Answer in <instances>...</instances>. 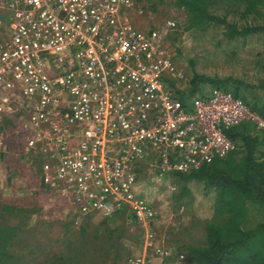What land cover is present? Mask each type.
<instances>
[{
	"label": "built area",
	"instance_id": "1",
	"mask_svg": "<svg viewBox=\"0 0 264 264\" xmlns=\"http://www.w3.org/2000/svg\"><path fill=\"white\" fill-rule=\"evenodd\" d=\"M134 3L0 0V152L12 117L28 151L43 158L45 184L68 195L81 218L125 212L139 229L141 245L125 264H184L138 192L141 165L160 182L198 170L236 150L228 127L250 120L264 135V117L218 87L186 110L179 24L138 28Z\"/></svg>",
	"mask_w": 264,
	"mask_h": 264
},
{
	"label": "rangeland",
	"instance_id": "2",
	"mask_svg": "<svg viewBox=\"0 0 264 264\" xmlns=\"http://www.w3.org/2000/svg\"><path fill=\"white\" fill-rule=\"evenodd\" d=\"M174 1L136 0L128 14L141 29L159 21L177 20L181 33L174 38V45L177 62L188 79L184 89L195 73L233 77L256 86L251 92L257 93V100L264 104V33L227 41L222 24L188 29L187 13ZM232 5L230 0H218L214 12L225 16L236 9ZM4 17L8 21L12 15ZM2 32L8 35L6 28ZM7 118L2 127L6 146L0 152V224L21 225L8 245L19 258L17 264H51L56 256L63 260L58 264H125L141 245L139 229L128 225L125 212L110 218H81L68 195L52 191L45 184L43 158L28 151L21 134L15 131L17 120ZM146 168L142 164L139 169L138 192L158 212L156 229L164 243L173 246L176 254H186L191 245L206 244L205 224L215 217L213 190L194 181L189 183L191 196L179 198L182 182L175 174L160 182ZM17 207L29 211V217L19 216Z\"/></svg>",
	"mask_w": 264,
	"mask_h": 264
},
{
	"label": "trees",
	"instance_id": "3",
	"mask_svg": "<svg viewBox=\"0 0 264 264\" xmlns=\"http://www.w3.org/2000/svg\"><path fill=\"white\" fill-rule=\"evenodd\" d=\"M217 3L218 0L174 1L175 6L187 13L188 29L222 24V35L227 41L264 33V0H230L233 3L230 7L236 9H230L225 16L214 12ZM206 85L211 89L220 87L232 91L252 111L264 117V104L257 100V93L251 92L256 86L233 77L197 73L189 87L179 93L186 110H191L195 93L205 94L211 90ZM248 92L250 94L246 95ZM255 125L247 120L226 129L236 143V150L226 158L215 159L192 172L175 174L182 182L179 198L191 196L189 183L194 181L203 182L214 192L215 217L205 224L207 243L189 246L184 264H264V135ZM17 214H23V219L29 217V211L23 207H17ZM20 230V224H0V264H17L19 261L8 250V245ZM57 261L63 260L56 256L51 264H58Z\"/></svg>",
	"mask_w": 264,
	"mask_h": 264
},
{
	"label": "clouds",
	"instance_id": "4",
	"mask_svg": "<svg viewBox=\"0 0 264 264\" xmlns=\"http://www.w3.org/2000/svg\"><path fill=\"white\" fill-rule=\"evenodd\" d=\"M116 215V214H115Z\"/></svg>",
	"mask_w": 264,
	"mask_h": 264
}]
</instances>
